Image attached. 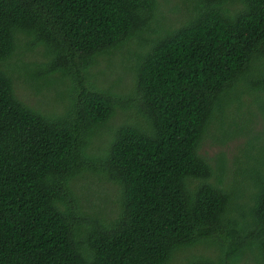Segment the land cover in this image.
<instances>
[{
	"label": "trees",
	"instance_id": "1",
	"mask_svg": "<svg viewBox=\"0 0 264 264\" xmlns=\"http://www.w3.org/2000/svg\"><path fill=\"white\" fill-rule=\"evenodd\" d=\"M182 1L0 0V264H264V0Z\"/></svg>",
	"mask_w": 264,
	"mask_h": 264
},
{
	"label": "rangeland",
	"instance_id": "2",
	"mask_svg": "<svg viewBox=\"0 0 264 264\" xmlns=\"http://www.w3.org/2000/svg\"><path fill=\"white\" fill-rule=\"evenodd\" d=\"M161 3L163 0H159ZM180 2L181 5L178 4ZM198 4L204 7V3L201 0H198ZM179 5L181 11L177 14L173 12H168L167 9L164 10L165 15H167V19L170 21H175L177 17H181L182 15L188 14V10H191L193 8L192 2H183L182 0H171L169 3V8L173 9L174 6ZM164 9V7L162 6ZM178 25V24H177ZM121 53L119 52L117 55H115L113 58L110 60H104L100 63V66L98 69L104 70L105 72L102 73L105 75V77L100 78L101 80L104 81L103 78H108L110 81H115L117 79V74L120 71V65H121ZM96 70V69H95ZM99 78V77H98ZM16 92L22 98L25 102L30 104L31 106H40L45 103H40L41 95H37L32 88L27 86L25 82L22 80H18L16 82ZM41 96V97H40ZM46 105V104H45ZM249 129H252L253 133H250V135H240L237 138L231 140L227 144H209L206 143L204 149L207 151V154L210 156L216 155L217 153L223 151L226 153V156L229 160V165L233 163L235 160V157L240 154V150L245 146L247 139L250 136H253L254 134H260L261 139L257 144L264 142V116L260 110H257L256 116L254 117V120L252 124L249 125ZM87 184H91V189H98V183H93L90 180H87ZM112 187V184L103 185V189H109ZM94 195H96L94 193Z\"/></svg>",
	"mask_w": 264,
	"mask_h": 264
}]
</instances>
